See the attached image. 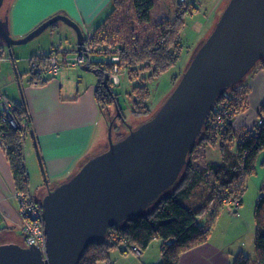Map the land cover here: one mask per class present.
Masks as SVG:
<instances>
[{
	"label": "water",
	"instance_id": "95a60500",
	"mask_svg": "<svg viewBox=\"0 0 264 264\" xmlns=\"http://www.w3.org/2000/svg\"><path fill=\"white\" fill-rule=\"evenodd\" d=\"M57 22L74 31L75 49L83 50L80 27L63 15L21 39H12L0 19V39L8 48L25 45ZM262 60L264 0H229L158 113L117 142L110 138L112 119L107 150L43 197L46 259L38 249L7 244L0 245V264H78L109 228L129 221L177 184L218 98ZM80 70L96 74L89 65ZM102 86L111 93L106 74Z\"/></svg>",
	"mask_w": 264,
	"mask_h": 264
},
{
	"label": "trees",
	"instance_id": "16d2710c",
	"mask_svg": "<svg viewBox=\"0 0 264 264\" xmlns=\"http://www.w3.org/2000/svg\"><path fill=\"white\" fill-rule=\"evenodd\" d=\"M110 3L111 11L107 18L96 27L90 38H85L84 41V46L93 49L89 68L96 72L95 75L98 78L94 97L102 114L112 105L117 106V95L110 90L112 74L126 70L129 76L135 78L138 72H146L148 73L146 80L151 82L176 65L182 52L181 37L185 26L184 18L188 11L192 10L191 6L179 4L172 21L162 19L163 21L156 25L159 34L155 40L141 43L140 40L133 38L128 44L118 45L113 36L106 34L104 30L109 20L114 15L131 12L137 25H149L150 12L154 8L155 1L110 0ZM52 27L54 25L50 28ZM54 48L55 46L47 54L33 55L29 58L30 83L40 85L53 79L46 75L45 70L49 55ZM114 51L118 54L117 61L112 60L116 58L112 55ZM95 55L107 58L109 62L104 64L101 61L95 62ZM105 74L108 76L110 94L102 86ZM240 83L229 88L218 98L200 137L188 155L187 164L177 184L146 210L129 221L109 228L103 239L86 248L78 264H110L109 252L119 251L122 255H127L130 248H137L142 255L154 241L161 242L160 264H179L181 255L207 242V232L199 219L213 203L221 208L222 202H229L234 197L238 199V206L241 205L244 187L238 189L235 187L242 177L249 178L256 174L258 158L264 154V122L258 127L257 133L252 130L249 132L232 130L231 123L234 116L244 111L240 106L242 102H245V93L241 87L236 88ZM131 94L135 100L133 115L138 117L148 114L146 107L149 99L148 88L145 85L135 86ZM222 110H227V116L231 118L222 125L223 130L216 132L208 128L209 120L212 115L220 114ZM258 116H264V104L260 107ZM15 118L19 124L25 123V128L12 130L7 125H1L3 136L0 138V143L2 142L4 155L10 167L15 191L27 193L29 192L28 180L22 150L28 137L29 124L28 113L23 104L16 105ZM203 145L218 147L221 162L209 164L205 169L198 171L191 167L190 158L193 151ZM261 166L264 168V159ZM207 173L212 175V185L209 188L204 187L206 184L204 178ZM203 190H206L205 194L201 193ZM253 220L255 256L250 260L240 254L234 258L232 264H264V194L259 196L254 205Z\"/></svg>",
	"mask_w": 264,
	"mask_h": 264
},
{
	"label": "crops",
	"instance_id": "0c3cea01",
	"mask_svg": "<svg viewBox=\"0 0 264 264\" xmlns=\"http://www.w3.org/2000/svg\"><path fill=\"white\" fill-rule=\"evenodd\" d=\"M228 1L194 0L195 7H190L192 10L187 16L196 18L198 23L201 14L206 10V19L208 17L214 19L216 23ZM168 3V0H155L154 8L150 13H157L158 19H162L169 10ZM29 5L46 6V8H42L36 16L35 11L29 16L28 9H34ZM23 8L28 12L27 19L21 12ZM110 11V0H52L47 4H43L42 0H12L7 12V21L5 19L1 21L12 39H21L49 18L63 15L75 22L84 37H87L95 32L96 27L107 18ZM165 18L166 16L163 19ZM23 19L26 21L22 22ZM71 30L68 27L62 31L70 37ZM75 48L76 36L71 51ZM77 72L74 71V74L62 72L61 75L40 85L30 83L28 75L25 77V83L17 74L16 82L14 80L6 82L4 78H0V90L15 105L23 104L28 113L29 132L22 153L28 190L33 197L32 189L35 191L40 189V195L44 197L49 191L67 181L87 160L96 155L97 150H94V145L97 148L102 147V126L106 128L108 123L95 101L96 81L83 75L78 76ZM240 87L245 93L246 108L233 119L231 128L234 132H249L253 129L260 107L264 104V61L259 62L245 77ZM199 154L202 169L209 164L221 162L218 147L203 145ZM263 159L264 154L258 158L254 176L242 177L238 183L244 187V193L249 184L252 191L256 192L252 219L254 205L259 196L264 194V168L261 166ZM204 179L210 185L211 174L207 173ZM14 192L10 167L0 144V245L14 244L24 247L17 204L12 200ZM242 204L241 198V206ZM213 207L210 206V209L199 219L207 232V242L181 255L179 264H232L236 256L246 255L242 234L245 230L249 231L250 226L249 221L243 218V209L233 217L227 215L225 211L216 214L215 210L218 207L217 205ZM217 225L221 234L217 242H214ZM153 243L157 244L155 246L158 249V255L155 257L146 253L134 259L129 257L132 254L122 255L119 251H111L108 254L110 264L117 262H119L117 264H160L161 242Z\"/></svg>",
	"mask_w": 264,
	"mask_h": 264
},
{
	"label": "rangeland",
	"instance_id": "374dc122",
	"mask_svg": "<svg viewBox=\"0 0 264 264\" xmlns=\"http://www.w3.org/2000/svg\"><path fill=\"white\" fill-rule=\"evenodd\" d=\"M42 1H43V4H47L48 2H51L52 0H42ZM11 2L12 0L3 1V5L0 10L1 20L3 19L6 20L8 8ZM168 2L169 3L167 4V6L169 10L166 12V14H164V17L166 16L165 20L170 22L174 18L173 8L176 7L175 9H177V7H179V3H178V0H174V1L168 0ZM29 7L34 8L32 10L28 9V12L30 13L29 16H32L34 14L33 11H35V16H36L38 14L37 12H39L42 8H46V6L38 7V6H33V5H29ZM191 7H195V4ZM21 12L25 14L26 19H27L28 12L24 8ZM188 14H189V11L185 15V18H184L185 26H184V30L182 32V37H181L182 52L180 54V57L176 65L173 68H171L168 72L162 74L159 78L151 82L146 80L147 74H148L146 72L145 73L138 72L137 77L132 78L131 76L128 75L126 70H123L122 72H119L117 74L118 82L115 85L113 84L110 85L111 92L117 95V106H116L117 108L115 107V105H112L108 111H105L104 117L106 118L108 124L113 119V125L111 129V134H110V138L112 142H116V140L126 136L130 130L137 129L139 126H141L142 124L152 119L158 113V111L161 109V107L163 106V104L165 103L169 95L172 93V91L178 84L182 74L188 68L191 62V59L194 56L199 44L201 42L203 43L206 40V38L210 35V33L212 32L216 23L214 19H209V17L206 19L205 17L207 14L206 10L205 12L202 13L203 15L201 14L199 18L200 20L198 23L196 21V18L188 17L187 16ZM157 16H159V14L150 13V24L146 26H139L135 23V20L133 19L131 12L114 15L109 20V24L108 26H105L106 28H104V30L106 34L108 33L113 36V39L117 41L118 45H123L124 43L128 44L130 40L133 38L140 40L141 43L152 41V40H155L159 34V29L157 28L156 25L159 24L161 20L164 18L163 17L162 19H158ZM26 19H23L22 22H25ZM63 29H68V27H66V25L63 22H57L55 23L54 27L48 28L40 36L31 40L25 45L11 46L9 48L6 46L4 41L0 39V78H4L6 82H8L9 80H14L16 82V74H17L19 79H21L22 82L25 83V77L29 74V70L31 66L28 63V60L30 57H32L33 55H38V54L39 55L47 54L48 51H50L52 45L60 46L62 49L71 51V49H73L75 45V35L73 37V34L75 33H73V30H71L72 31L71 36L69 37L65 33H63L62 31ZM114 53L112 55L118 58L117 51H114ZM69 56H72V54L70 53ZM94 61L95 62L101 61L103 64L104 62L105 63L109 62L107 58L100 57L98 55L94 56ZM258 63L256 64V66L258 65ZM256 66L253 69H255ZM74 71L75 70L63 68L60 71V75L62 72H65V73L72 72L71 74H74ZM77 73H78L77 74L78 76L83 75V76L89 77L90 79L96 82L98 81V78L96 77L95 74L85 72L80 69L78 70ZM77 75L75 79L76 82L78 80ZM43 76L45 75L43 74ZM244 80L245 78L242 79L241 83ZM84 82H86V80ZM240 84L237 85L236 88H239ZM141 85H145L148 88L149 99L146 102V107L148 108L149 113L136 117L132 113L133 104L135 100L131 93H132L133 87L141 86ZM240 107L242 108V111L245 110L246 101L244 103L242 102V105ZM118 115L122 117V120L120 117L119 118L117 117ZM239 115L240 113L235 115L233 119H235ZM262 117L264 118V116ZM262 117L258 116L257 120ZM108 119L110 121H108ZM102 127H103L102 147L97 148L96 145H94V150H97L98 152V153L96 152V155L94 156H97L105 152L109 145L108 126L106 128L105 126H102ZM258 127L256 126V123H255L252 131H254V133H257ZM199 153H200V147L196 148L193 151V154L190 158L191 167L198 171L199 169H202V161L199 158L200 156ZM28 160L29 159H27V161ZM205 183H206L204 186L205 188L206 187L209 188L212 185V182H210V185L208 184L209 182L205 181ZM241 187L242 186L240 184L239 185L237 184L235 189H238ZM40 191H41L40 189H38L37 191L32 189V193L34 195L35 200L41 203L43 196L40 195ZM201 193L205 194L206 190L201 191ZM255 196H256V192L252 191V187L249 184L246 192L241 197L243 199V204L242 206L240 205L241 207L239 206L237 209L238 210L237 214L240 213L239 211L240 209H243V218L249 221L248 223L250 226L249 231L245 230L244 234H242V237L244 236L242 239V242L245 245L244 246V252L246 254L245 256L248 257L250 260H252L255 256V252H254L255 226H254V220L252 219L253 202H254ZM237 202H238V199L234 197H232V199H230L229 202L228 201L222 202L223 207L220 208L218 206L219 210L218 208L217 210H215L216 214H218L220 211H225L227 213L226 205L230 203H237ZM213 205L215 206V203H213ZM17 210H18V207H17ZM227 215H230L233 217L236 216V215H232L229 213H227ZM214 234H215L214 242H217L221 234L220 227L218 225H217V228ZM23 241L24 239H22V243ZM155 245L157 244L155 243L151 244L148 250L143 253V255L147 253L149 256H152V257L157 256L158 249L156 248ZM127 254H132V255H129V257L134 258V259L137 258L136 256H138V258L141 257V254L140 253L135 254L132 248L128 250Z\"/></svg>",
	"mask_w": 264,
	"mask_h": 264
},
{
	"label": "built area",
	"instance_id": "2783aa9c",
	"mask_svg": "<svg viewBox=\"0 0 264 264\" xmlns=\"http://www.w3.org/2000/svg\"><path fill=\"white\" fill-rule=\"evenodd\" d=\"M178 3L190 7L194 5V0H178ZM90 36L91 35H88L85 38L89 39ZM92 51L93 49L91 47L86 46H84L83 50L79 51L76 49L68 51L62 49L60 46H55L54 51L49 55L45 73L49 77L55 78L60 74V71L63 68L78 71L81 67L89 65ZM70 53L72 56H69ZM112 60L117 61V58H112ZM32 67H34V64H32ZM114 71L116 72V70ZM110 81L113 85L118 82L116 73L110 76ZM15 109L16 105L0 90V127L1 125H7L12 130H23L25 128V123L19 124L16 121ZM227 115V110H222L220 114L212 115L209 120L208 128L213 129L216 132L223 130L222 125L231 118V116L228 117ZM263 122L264 118L262 117L257 120L256 126H261ZM2 136L3 132L0 128V138ZM12 198L18 207V216L21 222L24 247L38 249L42 254V258L45 260L46 235L41 203L36 201L30 192L21 193L15 191ZM238 207V202L230 203L226 205V211L229 214L235 215L237 214ZM132 249L135 254L140 253L137 248Z\"/></svg>",
	"mask_w": 264,
	"mask_h": 264
},
{
	"label": "bare ground",
	"instance_id": "6f19581e",
	"mask_svg": "<svg viewBox=\"0 0 264 264\" xmlns=\"http://www.w3.org/2000/svg\"><path fill=\"white\" fill-rule=\"evenodd\" d=\"M208 117H209V115H208ZM208 119V118H207Z\"/></svg>",
	"mask_w": 264,
	"mask_h": 264
}]
</instances>
